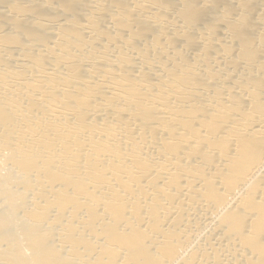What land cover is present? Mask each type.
<instances>
[{
  "label": "bare ground",
  "instance_id": "6f19581e",
  "mask_svg": "<svg viewBox=\"0 0 264 264\" xmlns=\"http://www.w3.org/2000/svg\"><path fill=\"white\" fill-rule=\"evenodd\" d=\"M0 264H264V0H0Z\"/></svg>",
  "mask_w": 264,
  "mask_h": 264
}]
</instances>
